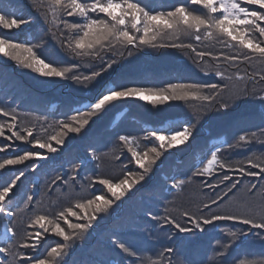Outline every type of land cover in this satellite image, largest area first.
<instances>
[{"label":"trees","instance_id":"1","mask_svg":"<svg viewBox=\"0 0 264 264\" xmlns=\"http://www.w3.org/2000/svg\"><path fill=\"white\" fill-rule=\"evenodd\" d=\"M83 2L91 3L92 0ZM140 2L153 11H168L180 3H187V0ZM187 6L189 10L202 14L200 6L190 3ZM248 7L250 10L258 9L256 5ZM0 8L17 13L18 18L30 20L21 29L0 27V37L28 43L42 58L47 56L46 62H52L54 66L78 65L71 75L90 76L93 71H101L108 62H114L113 67L102 72L100 77L81 84L73 81L71 76L67 79L39 76L0 53V108L17 116L19 128L16 130L34 127V136L46 138L53 135L59 130V121L71 122L74 112L69 108L82 107L108 86L162 88L168 83L228 84L216 103L173 100L153 105L138 98L116 101L107 111L93 117L86 131L69 134L63 145L56 146L53 142V146L58 147L57 152L40 150L45 158L0 169V185L3 186L11 183L20 172L24 173L7 201L16 213L9 225L15 228L16 233L11 240L1 237L0 221V247L12 246L10 253L0 254V264H18L19 258H13L18 251L25 253L27 264H31L32 257L46 258L51 247L64 241L51 232L43 234L39 225L29 226V220L40 214L55 219L58 212L68 207L79 212L74 207L75 201L96 195L114 199L97 178L111 179L115 183L124 178L125 172L134 173L130 179L138 178L139 174H144L146 179L134 185L121 201H117L118 206L114 205L110 214H101L104 218L97 227L76 235L68 242L70 250H66L65 264H143L145 259H151L156 264H238L240 260L259 264L264 261V239H261L264 230L252 229L237 221L220 220L184 233L174 225L164 223V218L171 216L182 227L192 228L190 220L183 215L185 211L197 217H210L212 214L239 212L259 215V210L264 208V178L242 176L236 170L240 165L247 168L245 161L249 158L264 160V122L261 117L264 108L259 103L261 90L264 89V82L260 81L264 65L241 59L230 66L222 59L217 60L218 53L236 54L247 50L238 46L229 48L226 38L216 35L205 37L204 33H201L199 42L191 36H182L174 41H157L158 45L191 43L197 52L213 53L203 58L183 47L136 48L120 44L98 49L96 56H75L65 46L72 33L64 27V22L83 23L80 18L62 13L60 22L53 23L48 0H0ZM90 15L94 19L106 18L104 14ZM253 36L257 40L264 39L258 32H253ZM217 70L224 75L216 76ZM237 74L243 79H238ZM229 76L233 79L228 80ZM249 77H252L251 82ZM245 88L247 96L243 95ZM201 91L211 94L207 88ZM225 101L231 112L226 113L219 108V102ZM168 118L180 125L187 121L193 136L186 145L163 153L150 172L142 173L119 136L134 137L143 153L149 147L159 146V142L153 143L144 138L153 126ZM5 122H10V117L0 114V123ZM10 135L5 128V136L0 137V148L4 145L8 147L0 152V160L37 150L36 146L27 142L15 138L8 140ZM240 135H245L246 140L240 141ZM217 148L220 150L218 159L230 167L220 168L217 165L211 175H196L210 158L211 151ZM224 175L230 179L221 182ZM173 181H182V184L172 187ZM237 181L238 187L226 198L217 200L207 210L203 209L204 204H209L218 196L223 197L231 184ZM252 185L257 187L249 193ZM29 196L33 197L31 201H28ZM69 219L73 223L82 222L74 217ZM58 222L71 234L62 219ZM241 230L251 231L252 235L238 243ZM37 231L43 234L40 247L35 251L20 248L25 241L33 243L32 237ZM229 231L237 233L236 241L227 235ZM117 237L130 246L128 253L113 243ZM225 244H229L227 250L223 247ZM168 248L174 251L167 253Z\"/></svg>","mask_w":264,"mask_h":264},{"label":"snow or ice","instance_id":"2","mask_svg":"<svg viewBox=\"0 0 264 264\" xmlns=\"http://www.w3.org/2000/svg\"><path fill=\"white\" fill-rule=\"evenodd\" d=\"M187 3L200 6L202 14L189 10ZM187 3H180L168 11H153L148 9L147 6H143L140 0H92L91 3L83 2V0H48V10L51 13L53 23L60 22L62 13L68 17H78L83 21V23L64 22V27L72 33L65 46L75 56H96L98 49H107L114 44H120L124 47L131 46L136 48L144 46L183 47L191 49L193 52H196L197 56L203 58L211 56L213 53L205 51L197 52L196 47L191 43L186 45L161 43L158 45L157 41H174L180 39L182 36H191L199 42L201 40V33H204L205 37L216 35L226 38L229 48L238 46L242 50H247L236 54L221 52L216 54L215 58L217 60L222 59L223 62L230 66H234L241 59L246 62L258 61L264 65V39L257 40L253 36V32H258L260 37H264V26H261L264 23V0H187ZM249 5H256L258 9L250 10ZM92 13L104 14L106 18L94 19L90 15ZM45 19L47 20V16H45ZM28 23H30L29 19L18 18L17 13L8 12L0 8V27L3 29H21ZM232 42H235V44ZM0 53L4 57L16 61L18 66L31 69L39 76L62 79H67L71 76L73 81L81 84L97 79L101 76L102 72L111 69L114 63L108 62L106 67L101 68V71H93L90 76L71 75L73 71L77 70L78 65L72 64L71 67L54 66V63L46 62L48 60L47 56L42 58L34 50L33 46H30L28 43L13 42L11 39L3 37H0ZM215 75L223 76L224 74L217 70ZM254 75H258V73H254ZM237 78L243 79L238 74ZM227 79L232 80L233 77L229 76ZM248 80L251 82L252 77H249ZM260 81L264 82V75L260 76ZM203 88L210 89L211 94L203 93L201 91ZM227 88L228 84L197 85L179 83H168L166 87L162 88L140 86L106 88L102 94H99L95 98L94 102L89 103L86 110L69 108V111L74 112L70 117L71 122L59 121V130L53 135H48L46 138L34 136V127H23L16 130L19 128L17 116L14 112L0 108V114L10 117V122L0 123V137L5 136V128H7L11 133L7 137L8 140L15 138L17 141L27 142L37 147L36 151H24L22 155L0 160V169H5L6 166L21 165L25 161L45 158L44 152L40 150H46L48 153L57 152L58 147L53 146V142L56 146H60L65 143L69 134H79L86 131L92 118L107 111L116 101L126 98H138L153 105L165 104L173 100H195L216 103L220 94ZM243 95L247 96V88H245ZM236 99L243 102L240 97H236ZM259 103L264 108V89L261 90ZM219 108L225 110L226 113L232 111L226 101L219 102ZM261 117L262 122H264V113H261ZM192 136L193 132L188 126L187 121L182 126L179 123L171 122V118H168L162 120L160 124L153 126L152 130L148 131L144 138L146 141L153 143L159 142L158 147H149L141 153L140 145L134 137L120 135L119 140L126 147L131 159L135 161V164L142 170V173H148L153 169L158 158L163 153L179 145H186ZM239 140L245 141L246 136L240 135ZM7 147L8 145H4L3 148H0V152L4 151V148ZM219 151L218 148L215 151H211L210 158L203 163L202 168L196 175H211L217 165L220 168L230 167L218 159ZM245 163L248 165L247 168L240 165L236 169L242 176L264 178V160L249 158ZM32 167L35 168L36 164L33 163ZM23 175L24 173L20 172L11 183H7L6 186L0 185V214L8 218V222L5 224L6 241L11 240L16 234L15 228L9 226L12 223L10 218H14L16 213L12 211L7 201L11 199L10 194L14 192L18 181ZM133 176L134 173L125 172L124 178L115 183L111 179L97 178L99 184L105 186L114 199L106 198L105 195H96L90 199L76 200L74 207L79 209V212L74 211L73 207H68L58 212L55 219L44 214L34 215L29 220V226L39 225V228L43 230V234L51 232L56 237L62 238L64 243H57L56 246L51 247L46 258H30L31 264H65L66 250H70L68 242L76 235L89 232L91 229L97 227L98 222L104 218L101 214H110L117 201H121L133 189L134 185L146 179L144 174H139L136 179H130ZM229 179L228 175H224L221 182L228 181ZM238 183V181L232 183L228 192L223 194V197L218 196L216 200L210 201L209 204H204L202 206L203 209L207 210L210 205L216 204L217 200L226 198L229 193L238 187ZM181 184L182 181H173L172 187H179ZM256 187V185H252L249 193H252ZM32 199V196L28 197V201ZM27 206L26 202L25 207ZM81 212L83 213L82 216L80 215ZM89 212L92 214L89 215ZM249 212H251V209H249ZM183 215L190 220L193 225L192 228L182 227L171 216L165 217L164 223L174 225L176 229L184 233H191L194 229H202L203 225H211L214 221L220 220L237 221L243 225L250 226L252 229L264 230V208L259 210V215L239 212L224 215L212 214L210 217H197L190 215L186 211ZM69 217L78 218L82 222L73 223ZM61 219L67 225V228L71 230V234L61 227V224L58 222ZM43 234L37 231L35 236L32 237L33 243L29 244L25 241L20 245V248H32L35 251L41 245ZM227 235L233 241H236V232L229 231ZM239 235L240 240L236 241L238 243L243 242L252 233L251 231L241 230ZM261 239H264V237H261ZM113 243L123 250L124 253L129 252L130 246L126 242L120 241L118 237ZM185 243H190V241H186ZM217 243L219 244L220 241H217ZM231 243L232 241H230ZM11 247V245L0 247V254L10 253ZM223 247L227 250L229 244H225ZM173 251L174 249L172 248L166 249L167 253H172ZM17 257L19 258L18 264H27L28 258H25L23 251L15 253L13 258L16 259ZM143 264H156V262L151 259H145ZM238 264H257V262L240 260ZM259 264H264V261H260Z\"/></svg>","mask_w":264,"mask_h":264},{"label":"rangeland","instance_id":"3","mask_svg":"<svg viewBox=\"0 0 264 264\" xmlns=\"http://www.w3.org/2000/svg\"><path fill=\"white\" fill-rule=\"evenodd\" d=\"M108 88H111V86H109ZM182 125H184V124H182ZM0 219H1L2 227H3L2 231L5 233V223L7 222V220H6V218L2 214H0Z\"/></svg>","mask_w":264,"mask_h":264},{"label":"water","instance_id":"4","mask_svg":"<svg viewBox=\"0 0 264 264\" xmlns=\"http://www.w3.org/2000/svg\"><path fill=\"white\" fill-rule=\"evenodd\" d=\"M94 100H95V99H94ZM94 100H93V101H94Z\"/></svg>","mask_w":264,"mask_h":264}]
</instances>
